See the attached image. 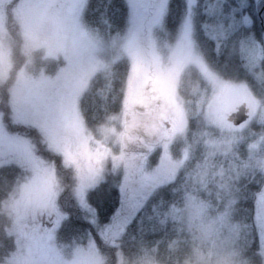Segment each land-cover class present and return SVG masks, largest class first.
Segmentation results:
<instances>
[{
  "label": "snow or ice",
  "instance_id": "snow-or-ice-1",
  "mask_svg": "<svg viewBox=\"0 0 264 264\" xmlns=\"http://www.w3.org/2000/svg\"><path fill=\"white\" fill-rule=\"evenodd\" d=\"M0 220V264H264V0H0Z\"/></svg>",
  "mask_w": 264,
  "mask_h": 264
},
{
  "label": "trees",
  "instance_id": "trees-1",
  "mask_svg": "<svg viewBox=\"0 0 264 264\" xmlns=\"http://www.w3.org/2000/svg\"><path fill=\"white\" fill-rule=\"evenodd\" d=\"M114 198V193L110 197L103 189L97 194V201L103 204L105 211H111L115 207ZM2 224L3 221L0 220V226ZM190 254V247L180 245L178 250H173L162 244L159 251L153 253L154 264H185V260Z\"/></svg>",
  "mask_w": 264,
  "mask_h": 264
},
{
  "label": "clouds",
  "instance_id": "clouds-1",
  "mask_svg": "<svg viewBox=\"0 0 264 264\" xmlns=\"http://www.w3.org/2000/svg\"><path fill=\"white\" fill-rule=\"evenodd\" d=\"M0 234H2V232H0ZM129 264H133V262H132V261H130V262H129Z\"/></svg>",
  "mask_w": 264,
  "mask_h": 264
}]
</instances>
